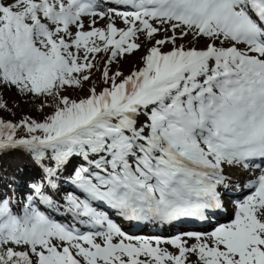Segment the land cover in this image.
<instances>
[{
    "label": "snow or ice",
    "instance_id": "6c2138e0",
    "mask_svg": "<svg viewBox=\"0 0 264 264\" xmlns=\"http://www.w3.org/2000/svg\"><path fill=\"white\" fill-rule=\"evenodd\" d=\"M0 89L52 108L0 117V155L36 173L0 191V264H264V0H0ZM239 188L230 222L167 238L100 207L210 221Z\"/></svg>",
    "mask_w": 264,
    "mask_h": 264
},
{
    "label": "trees",
    "instance_id": "16d2710c",
    "mask_svg": "<svg viewBox=\"0 0 264 264\" xmlns=\"http://www.w3.org/2000/svg\"><path fill=\"white\" fill-rule=\"evenodd\" d=\"M98 67V66H97ZM99 68V67H98ZM93 83L99 84L98 78L95 77L92 80ZM79 90H73L70 91L68 94L70 96H73V98H76V94L80 93ZM86 95V94H85ZM0 96L7 102L8 107L11 109L10 112L8 111H0V117L12 121H19L22 117L26 116L27 113L31 112L33 114V117L36 119H43V117L47 114H49L52 111L51 107L45 108L43 112L38 111V105L40 103L39 100L33 101H27L23 100L21 97H19L16 94V91L14 89H8V90H2L0 89ZM20 107V108H19ZM14 152L7 153V156H12ZM1 165V164H0ZM13 178V175L9 168L2 169L0 166V191H8V185L9 181ZM64 187H67V184L64 185ZM23 192V189L21 192H17L18 196L23 199V195L21 194ZM12 195V193H9Z\"/></svg>",
    "mask_w": 264,
    "mask_h": 264
},
{
    "label": "rangeland",
    "instance_id": "374dc122",
    "mask_svg": "<svg viewBox=\"0 0 264 264\" xmlns=\"http://www.w3.org/2000/svg\"><path fill=\"white\" fill-rule=\"evenodd\" d=\"M107 21H100L99 26L103 27L104 24ZM118 26L122 27V23L117 21ZM204 43V41H201L200 45L198 46H202ZM145 49H141L140 52L127 57L121 64L120 67L121 69H123L125 72H128L132 69L133 66H136L139 64V60H140V56H142L144 54ZM103 62V58H98V60L96 61L97 66L100 67L101 64ZM115 67V66H114ZM95 77L98 78L99 84H95L97 86V88H100L103 86L102 81L99 79V72H95ZM94 79V78H93ZM89 85L85 86V91H78L80 93L76 94V98L84 96L85 94H87L86 89ZM73 97V96H72ZM20 108V107H19ZM26 116H32L33 114L31 112L27 113ZM34 118V117H33ZM3 156V157H2ZM0 166L2 167V169H6L9 168V170L11 171L12 175H14L16 173V170L18 167H24L25 168V175L26 176H31V175H35V169L32 167V161L27 157V155L23 154L22 152H14L12 156H7V154L4 155H0ZM243 182H247V179L243 180ZM68 190H72L70 185H67L66 187ZM234 193V192H233ZM15 195L18 196V193H15ZM237 195V194H236ZM242 199V198H241ZM226 204H228L227 202H225ZM231 204H233L231 202ZM45 208L47 209V206L44 205ZM233 211H227L228 215L230 216V218L233 217V213H234V206H232ZM55 214H58L62 217L66 218V222H72L73 219L70 216H66L64 213H62L61 211L56 212L54 211ZM227 218V214H224V220H226ZM165 247H167V245H164Z\"/></svg>",
    "mask_w": 264,
    "mask_h": 264
},
{
    "label": "bare ground",
    "instance_id": "6f19581e",
    "mask_svg": "<svg viewBox=\"0 0 264 264\" xmlns=\"http://www.w3.org/2000/svg\"><path fill=\"white\" fill-rule=\"evenodd\" d=\"M242 179L245 180V179H247V177L245 176ZM246 190H247V188H239V190L238 191H235L234 194L242 195V194L245 193ZM242 199H243V197H242ZM224 223H226V222H224ZM167 229H168V227H167Z\"/></svg>",
    "mask_w": 264,
    "mask_h": 264
}]
</instances>
